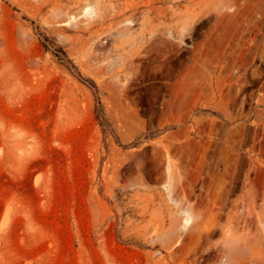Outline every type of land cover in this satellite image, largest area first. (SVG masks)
Masks as SVG:
<instances>
[{"label": "rangeland", "instance_id": "374dc122", "mask_svg": "<svg viewBox=\"0 0 264 264\" xmlns=\"http://www.w3.org/2000/svg\"><path fill=\"white\" fill-rule=\"evenodd\" d=\"M0 264H264V0H0Z\"/></svg>", "mask_w": 264, "mask_h": 264}, {"label": "bare ground", "instance_id": "6f19581e", "mask_svg": "<svg viewBox=\"0 0 264 264\" xmlns=\"http://www.w3.org/2000/svg\"><path fill=\"white\" fill-rule=\"evenodd\" d=\"M183 212L184 213H188V215H189V217L187 218V222L190 220V208L188 207V208H186L185 207V209H183ZM192 214V213H191ZM193 215V214H192ZM187 217V216H186ZM191 217H193V216H191ZM185 218V217H184ZM193 219V218H192ZM192 222V221H191ZM206 223V220H204L203 222H202V224H205Z\"/></svg>", "mask_w": 264, "mask_h": 264}]
</instances>
